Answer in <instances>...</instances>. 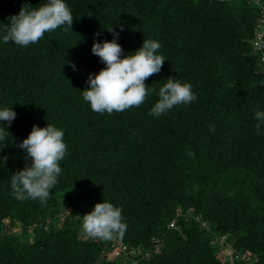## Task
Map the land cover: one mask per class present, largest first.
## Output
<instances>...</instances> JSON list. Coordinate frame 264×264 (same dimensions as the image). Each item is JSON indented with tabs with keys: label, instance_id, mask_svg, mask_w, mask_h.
Masks as SVG:
<instances>
[{
	"label": "trees",
	"instance_id": "trees-1",
	"mask_svg": "<svg viewBox=\"0 0 264 264\" xmlns=\"http://www.w3.org/2000/svg\"><path fill=\"white\" fill-rule=\"evenodd\" d=\"M25 3L36 8L44 0H0V31ZM67 4L72 28L45 33L27 47L0 43V105L13 104L16 112L10 144L0 150L7 156L0 164V264H124L103 258L113 238L82 236V215L103 197L122 209L126 229L118 234L120 242L145 251L160 243L136 264H231L220 259L214 243L223 238L234 249L233 264H264V126L257 134L254 119L257 105L264 109V72L251 42L258 5ZM111 27L124 54L145 38L157 39L169 60L146 84L158 90L169 76L186 80L195 103L153 117L154 92L139 107L93 112L81 90L89 73L104 67L91 48L94 39L112 38ZM47 120L65 132L62 174L46 200H17L10 175L29 162L17 145L33 124L43 127ZM63 204L68 211L57 225ZM16 224L20 234L12 232Z\"/></svg>",
	"mask_w": 264,
	"mask_h": 264
},
{
	"label": "clouds",
	"instance_id": "clouds-1",
	"mask_svg": "<svg viewBox=\"0 0 264 264\" xmlns=\"http://www.w3.org/2000/svg\"><path fill=\"white\" fill-rule=\"evenodd\" d=\"M73 19V9L67 0H44L36 8L25 3L17 14L11 16L8 26L0 31V43L11 41L27 47L36 44L45 33L63 26L72 28ZM108 31L113 33L112 38L94 39L91 48L104 67L97 73H89L86 87L81 90L83 100L93 112L112 114L139 107L154 92L157 99L150 109L153 117L167 114L175 106L195 103L197 95L186 80L169 76L158 90L146 84L147 78L159 73L164 61L169 60L159 51L161 44L157 39L145 38L139 48L124 54L118 42L119 32L112 27ZM71 66L76 69L74 63ZM12 105H0V150L10 144L9 125L16 117ZM254 119L257 134H260L264 126V109L259 105L254 110ZM64 137V129L48 121L43 127L33 124L27 137L18 143L29 162L10 175L11 189L17 200L44 201L49 197L62 174L60 162L67 151ZM6 160L7 156H0V164L5 165ZM125 229L121 207L104 197L91 211L82 215L81 231L91 238L112 239L114 234H123Z\"/></svg>",
	"mask_w": 264,
	"mask_h": 264
},
{
	"label": "built area",
	"instance_id": "built-area-1",
	"mask_svg": "<svg viewBox=\"0 0 264 264\" xmlns=\"http://www.w3.org/2000/svg\"><path fill=\"white\" fill-rule=\"evenodd\" d=\"M218 1H231V0H218ZM243 2H254L258 5L260 9V16L257 20V26L255 29V34L252 39V45L255 52L260 57V67L264 72V1L263 0H237ZM205 225V223H203ZM176 225V219H173L170 223L171 227ZM109 249L113 252L116 258L122 259L124 257L132 258V264H136L139 257H149V251H145L142 248L130 247L126 243L120 241L111 240ZM124 262V260H123Z\"/></svg>",
	"mask_w": 264,
	"mask_h": 264
},
{
	"label": "rangeland",
	"instance_id": "rangeland-1",
	"mask_svg": "<svg viewBox=\"0 0 264 264\" xmlns=\"http://www.w3.org/2000/svg\"><path fill=\"white\" fill-rule=\"evenodd\" d=\"M67 209H66V205L63 204L61 206V209L59 211V214H58V220L59 222L57 223V225H62V223L64 222V219H65V216L67 214ZM6 223V228L8 227L10 229V226H9V220H6L5 221ZM7 228V229H8ZM8 229V230H9ZM12 232H15V233H18L20 234L21 233V228L19 226V224H16V226L12 227ZM33 231L30 230V239L33 238ZM82 236L84 239H91V237L89 236H86L85 234L82 233ZM97 241H100L101 239L99 238H93ZM116 240V241H119V236L118 234H115L113 236V239L112 240ZM216 246L219 248V257L222 261L224 262H229L231 264L235 263L236 262V255H235V252H234V249L232 247V244L231 242L227 239H216L215 242ZM160 248V243H156L155 247L153 248L152 251H149L150 255L152 254V252H157ZM143 250V249H142ZM149 255V256H150ZM104 259H107V260H114V259H118L114 256L113 252L109 249V245L108 247L105 249V253H104V256H103ZM132 258H128V257H124L123 260H124V264H132L133 261L131 260ZM249 264H254V259L251 260V262H249Z\"/></svg>",
	"mask_w": 264,
	"mask_h": 264
}]
</instances>
